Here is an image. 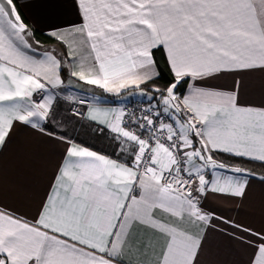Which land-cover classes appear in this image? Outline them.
Instances as JSON below:
<instances>
[{"label":"snow or ice","instance_id":"obj_1","mask_svg":"<svg viewBox=\"0 0 264 264\" xmlns=\"http://www.w3.org/2000/svg\"><path fill=\"white\" fill-rule=\"evenodd\" d=\"M51 6L0 0V264H206L210 232L264 264V223L207 207L264 184L231 163L264 167V102L240 92L241 77L264 73V0H57L65 14L41 19L46 30L25 13ZM228 76L230 87L214 83ZM81 85L145 104L65 94ZM72 121L112 152L77 143L63 130ZM23 135L63 146L27 211L6 203L3 166Z\"/></svg>","mask_w":264,"mask_h":264},{"label":"crops","instance_id":"obj_2","mask_svg":"<svg viewBox=\"0 0 264 264\" xmlns=\"http://www.w3.org/2000/svg\"><path fill=\"white\" fill-rule=\"evenodd\" d=\"M49 2L53 6L25 9L29 21L36 23L38 27L45 28V30L47 25L46 23H40L41 19L45 22H55L65 14L63 8L55 6L57 0H49ZM240 79L241 99L245 103L259 106L261 102H264V73H253ZM214 83L219 86L230 87L232 78L230 76L224 77L221 80L214 81ZM79 90L82 92H77L78 96L76 95V98L87 96L91 99L89 94L92 93L101 96L102 99L100 101H92L93 105L100 107H116L119 106V102L127 98L139 96L128 93L126 96L117 97L113 94H105L102 90L99 91L92 86H85L84 89ZM73 93L75 92L69 88L65 91L66 95L74 96ZM64 107L66 108V105ZM80 126V123L72 121V123L65 125L63 130L68 131L70 137L76 138ZM30 141L31 138L27 135L21 136L20 145L15 155L10 153L3 159L5 183L10 188L6 203L12 207H19L22 211H27L33 199L38 194H42L63 153V146L61 145L32 144ZM82 146L85 145L82 144ZM90 150L94 149L90 148ZM250 188L249 196L242 201L212 197L207 201V207L209 210L215 209L217 217L231 218L237 223L253 224L260 227L264 223V184L259 179L252 180L250 181ZM216 223L219 227H224L219 220ZM250 258L251 250L242 248L219 232H210L208 234L205 255L206 264H248Z\"/></svg>","mask_w":264,"mask_h":264},{"label":"trees","instance_id":"obj_3","mask_svg":"<svg viewBox=\"0 0 264 264\" xmlns=\"http://www.w3.org/2000/svg\"><path fill=\"white\" fill-rule=\"evenodd\" d=\"M40 39L43 40L46 39V37L40 35ZM65 81H66V77H65ZM163 82L164 81H162V83ZM80 125H81L80 130L78 131V135L75 138L76 141L80 142L81 144L91 149H94L99 152H103L105 154H110L112 152L113 149L112 147H110L111 140L109 137L98 133L95 130L94 126L90 125L87 121H85L83 124L80 123ZM221 159H226V158L221 157ZM231 163H235L237 166L240 167L252 169L257 175H264V167H261L259 164H253L248 162L241 163L238 161H231Z\"/></svg>","mask_w":264,"mask_h":264},{"label":"built area","instance_id":"obj_4","mask_svg":"<svg viewBox=\"0 0 264 264\" xmlns=\"http://www.w3.org/2000/svg\"><path fill=\"white\" fill-rule=\"evenodd\" d=\"M144 104L145 102L143 100V97H141L140 95L135 98H127L126 100L118 103V105L121 107L127 105L129 110H132L135 107H142L144 106Z\"/></svg>","mask_w":264,"mask_h":264},{"label":"rangeland","instance_id":"obj_5","mask_svg":"<svg viewBox=\"0 0 264 264\" xmlns=\"http://www.w3.org/2000/svg\"><path fill=\"white\" fill-rule=\"evenodd\" d=\"M69 89H71V90H73L75 93H73L74 94V96L73 97H75L76 95L78 96V93L77 92H79V93H81L82 91H80L79 89H76L75 87H73V86H70L69 87ZM129 94H132V93H129ZM91 97H93V96H97V94H95V93H92V94H89ZM128 95V94H127ZM68 107V105H66V108ZM68 132V131H67Z\"/></svg>","mask_w":264,"mask_h":264},{"label":"water","instance_id":"obj_6","mask_svg":"<svg viewBox=\"0 0 264 264\" xmlns=\"http://www.w3.org/2000/svg\"><path fill=\"white\" fill-rule=\"evenodd\" d=\"M66 82H67V80H66ZM75 88H77V89H84L85 88V85H81V86L75 87Z\"/></svg>","mask_w":264,"mask_h":264}]
</instances>
